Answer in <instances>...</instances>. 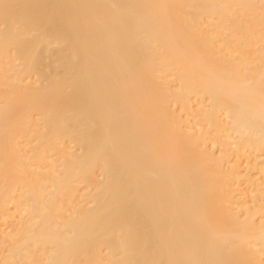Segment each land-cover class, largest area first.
<instances>
[{"label":"bare ground","instance_id":"1","mask_svg":"<svg viewBox=\"0 0 264 264\" xmlns=\"http://www.w3.org/2000/svg\"><path fill=\"white\" fill-rule=\"evenodd\" d=\"M11 202L0 264H264V0H0Z\"/></svg>","mask_w":264,"mask_h":264},{"label":"rangeland","instance_id":"2","mask_svg":"<svg viewBox=\"0 0 264 264\" xmlns=\"http://www.w3.org/2000/svg\"><path fill=\"white\" fill-rule=\"evenodd\" d=\"M258 178V176L256 177V179ZM262 181V179H261ZM251 195L252 196H256V192L253 190L251 191ZM20 220V215L18 212H16L15 208H14V205L13 203H9L8 204V209L7 211L4 213V215H0V225H2V227L4 225H7V226H4V227H10V229H13L14 230V234L16 232V229H17V224ZM2 240L0 239V245L2 244L1 243ZM6 254V253H5Z\"/></svg>","mask_w":264,"mask_h":264}]
</instances>
